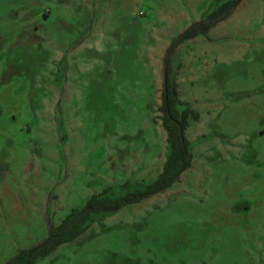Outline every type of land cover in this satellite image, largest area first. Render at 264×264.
I'll return each mask as SVG.
<instances>
[{
  "label": "rangeland",
  "instance_id": "obj_1",
  "mask_svg": "<svg viewBox=\"0 0 264 264\" xmlns=\"http://www.w3.org/2000/svg\"><path fill=\"white\" fill-rule=\"evenodd\" d=\"M222 2L0 0V264L156 178L163 58ZM235 9L167 56L190 167L33 264H264V0Z\"/></svg>",
  "mask_w": 264,
  "mask_h": 264
},
{
  "label": "trees",
  "instance_id": "obj_2",
  "mask_svg": "<svg viewBox=\"0 0 264 264\" xmlns=\"http://www.w3.org/2000/svg\"><path fill=\"white\" fill-rule=\"evenodd\" d=\"M241 0H223L201 20L192 23L171 43L163 58L160 123L165 132L166 154L156 178L140 190L112 197L110 189L91 195L83 207L72 210L56 226L48 225L45 239L37 246L19 250L4 264H33L37 259L53 252L61 245L70 243L82 235L94 222H101L124 206L141 202L169 189L180 175L190 167V145L184 137L188 121H196L198 113L178 99L175 81L170 75L167 56L178 44L198 37H206L217 23L225 20ZM147 109L148 106H146ZM181 109V110H180Z\"/></svg>",
  "mask_w": 264,
  "mask_h": 264
},
{
  "label": "crops",
  "instance_id": "obj_3",
  "mask_svg": "<svg viewBox=\"0 0 264 264\" xmlns=\"http://www.w3.org/2000/svg\"><path fill=\"white\" fill-rule=\"evenodd\" d=\"M243 3V0H241L239 3H238V5L235 7L236 9L235 10H237L239 7H240V5ZM234 11V10H233ZM193 39V38H192Z\"/></svg>",
  "mask_w": 264,
  "mask_h": 264
}]
</instances>
